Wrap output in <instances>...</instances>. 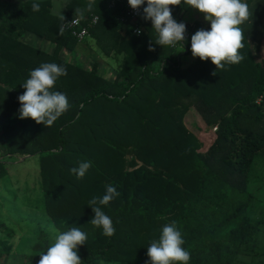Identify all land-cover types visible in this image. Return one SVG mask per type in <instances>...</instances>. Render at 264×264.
Masks as SVG:
<instances>
[{"label": "trees", "instance_id": "obj_1", "mask_svg": "<svg viewBox=\"0 0 264 264\" xmlns=\"http://www.w3.org/2000/svg\"><path fill=\"white\" fill-rule=\"evenodd\" d=\"M245 2L250 16L240 25L244 59L223 69L199 57L182 65L191 36L210 30L198 20L183 22L180 15L188 7L183 2L170 8L191 31L187 49L156 44L158 34L143 13V33L135 35L123 30L120 6L109 2L99 11L89 9L99 16L89 30L100 52L122 56L113 78L100 72L97 61L86 68L60 56L79 44L71 31L59 30L81 0H71L64 19L51 13L49 0L4 4L15 9L11 24L20 23V32H34L54 42L56 50L48 54L25 45V62H0V143L10 158L38 156L41 208L61 232L79 227L86 233L85 244L78 246L81 264H150L148 246L173 223L190 253L188 264H259L264 205L252 215L262 199L250 190V180L264 161V0ZM33 3L39 11L32 10ZM13 49L2 45L0 59L12 58ZM44 63L67 71L53 90L67 96L69 107L50 127L21 119L19 112L22 84ZM192 106L207 126H217L206 151L183 121ZM85 161L91 167L78 178L70 170ZM7 172L0 160V179ZM107 185L120 194L101 206L115 228L111 237L90 223L89 201L102 197ZM51 243L41 231L22 264H38ZM12 250L11 244H0V264H8L5 255Z\"/></svg>", "mask_w": 264, "mask_h": 264}, {"label": "clouds", "instance_id": "obj_2", "mask_svg": "<svg viewBox=\"0 0 264 264\" xmlns=\"http://www.w3.org/2000/svg\"><path fill=\"white\" fill-rule=\"evenodd\" d=\"M127 2L134 10L145 4V0ZM182 2L203 13L205 20L210 21V30L200 29L191 36L193 57H199L202 61L211 60L217 69H223L225 64H237L244 59L240 54V49L244 47L242 42L244 34L240 25L250 16L249 6L245 0H146L143 19L152 22V28L158 34L156 44L175 46L185 41L186 25L183 22L178 23L173 18L170 8ZM39 9V4H32L33 11ZM61 18L64 19L62 15ZM63 32L64 26H61L59 33L62 35ZM139 32L140 30H137V34ZM149 50L153 49L150 47ZM66 74V68L56 63H44L31 70L29 78L22 84L25 91L18 97L21 104L20 118H31L37 124L52 126L69 107L67 96L53 90L57 79ZM90 167L91 162L85 161L70 171L78 178H83ZM119 195L116 187L107 185L102 197H93L89 201L94 213L90 223L101 228L107 237L115 234V228L101 206L108 205ZM86 240V233L79 227L64 232L54 229L53 243L40 255L38 264H81L78 246L84 245ZM183 244L181 232L175 224L165 225L159 238L153 240L147 248L150 264H188L191 257L189 251L182 247Z\"/></svg>", "mask_w": 264, "mask_h": 264}, {"label": "rangeland", "instance_id": "obj_3", "mask_svg": "<svg viewBox=\"0 0 264 264\" xmlns=\"http://www.w3.org/2000/svg\"><path fill=\"white\" fill-rule=\"evenodd\" d=\"M183 22L193 23L198 20L207 26L210 21H206L204 14L197 9L187 7L181 13ZM95 41L87 37L79 42L78 47L89 46ZM264 57V49L261 50ZM122 56L117 55L112 58V69L101 66L100 72L104 76L114 77ZM193 57L190 51L183 55L182 65H186ZM260 59V58H259ZM76 63L81 61V56H76ZM93 61L88 64L92 66ZM89 67V68H90ZM185 125L202 141V151H206L215 139L217 126H207L197 109L192 106L183 119ZM0 160L6 161L8 172L0 179V240L13 246L10 254L5 255L8 264H22L24 254L30 252V248L36 241V236L44 231L53 240V230L61 232L48 214L41 208L43 201V190L41 188L40 166L38 156H28L23 158H10L5 154L4 148H0ZM250 190L255 192L262 200L257 209L252 211L253 216L259 214V210L264 205V161H261L254 170L250 180ZM260 244H264V228L260 234ZM244 257V256H242Z\"/></svg>", "mask_w": 264, "mask_h": 264}, {"label": "crops", "instance_id": "obj_4", "mask_svg": "<svg viewBox=\"0 0 264 264\" xmlns=\"http://www.w3.org/2000/svg\"><path fill=\"white\" fill-rule=\"evenodd\" d=\"M29 0H0V48L2 45H12L13 51L11 52L12 58H10V54L5 56L4 58L0 59L1 61L10 60L14 64H19L21 62L26 61L27 50L25 45H29L35 49L40 51H44L48 54H53L56 50V44L34 32L24 30L20 32L21 26L19 24H11V19L17 14L15 9H11L10 7L4 8L5 3H13V4H20L24 3ZM49 9L52 14L56 16H65L68 14V4L71 0H49ZM111 0H81V5L75 12H71L69 16L79 14L83 11H88L91 9L92 11L96 12L102 9L105 3H109ZM91 4V7L89 5ZM59 5V7H57ZM61 13V15H60ZM6 18V20H4ZM8 20V22H7ZM205 27V26H204ZM90 37V35L88 36ZM89 46L85 47H78L75 48H65L60 52V56L62 59H65L70 62H76V56H81V61L78 62L79 64L83 65L86 68L88 64L93 61L98 62L99 70L101 66L106 67L107 69H112V58L116 57L113 56H104L100 50L98 49L97 45L94 42L89 43ZM181 49V48H178ZM35 55V53H32ZM182 54L181 60L183 58ZM36 57V56H34ZM0 148L3 149L2 143H0ZM244 261H251L252 257L244 256L242 257ZM256 260L259 264H264V256L257 257Z\"/></svg>", "mask_w": 264, "mask_h": 264}, {"label": "built area", "instance_id": "obj_5", "mask_svg": "<svg viewBox=\"0 0 264 264\" xmlns=\"http://www.w3.org/2000/svg\"><path fill=\"white\" fill-rule=\"evenodd\" d=\"M111 7H121V13L118 16L119 22L123 24L124 31H131L135 35H142L143 29L139 25V17L143 13V9L147 6L146 0L145 4L142 5L139 9H132L127 0H111ZM99 20V16L94 13H89L87 11H83L79 14H75L66 18L63 22L64 29L71 31L72 35L78 39L79 42L84 41L89 35L90 30L89 27ZM75 21V23H71ZM85 22V24H83ZM71 23V24H70ZM137 30H140L139 34H137ZM191 35V31H185V37L189 38ZM182 46L187 49V45L185 41L177 43L174 48ZM191 46V42H190Z\"/></svg>", "mask_w": 264, "mask_h": 264}, {"label": "water", "instance_id": "obj_6", "mask_svg": "<svg viewBox=\"0 0 264 264\" xmlns=\"http://www.w3.org/2000/svg\"><path fill=\"white\" fill-rule=\"evenodd\" d=\"M28 156H30V155L23 156V158L28 157Z\"/></svg>", "mask_w": 264, "mask_h": 264}]
</instances>
